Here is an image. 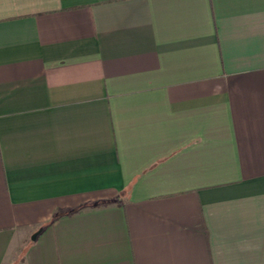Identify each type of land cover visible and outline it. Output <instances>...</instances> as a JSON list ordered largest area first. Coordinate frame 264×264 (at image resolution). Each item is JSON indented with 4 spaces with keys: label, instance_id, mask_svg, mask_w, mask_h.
<instances>
[{
    "label": "crops",
    "instance_id": "1",
    "mask_svg": "<svg viewBox=\"0 0 264 264\" xmlns=\"http://www.w3.org/2000/svg\"><path fill=\"white\" fill-rule=\"evenodd\" d=\"M0 264H264V0H0Z\"/></svg>",
    "mask_w": 264,
    "mask_h": 264
},
{
    "label": "water",
    "instance_id": "2",
    "mask_svg": "<svg viewBox=\"0 0 264 264\" xmlns=\"http://www.w3.org/2000/svg\"><path fill=\"white\" fill-rule=\"evenodd\" d=\"M37 234H38V233H35V235L33 236V239H36Z\"/></svg>",
    "mask_w": 264,
    "mask_h": 264
}]
</instances>
